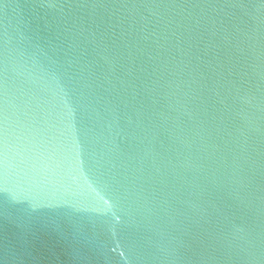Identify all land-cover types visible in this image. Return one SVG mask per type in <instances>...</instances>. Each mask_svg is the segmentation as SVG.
Masks as SVG:
<instances>
[{"label":"water","instance_id":"1","mask_svg":"<svg viewBox=\"0 0 264 264\" xmlns=\"http://www.w3.org/2000/svg\"><path fill=\"white\" fill-rule=\"evenodd\" d=\"M0 264H264V0H0Z\"/></svg>","mask_w":264,"mask_h":264}]
</instances>
